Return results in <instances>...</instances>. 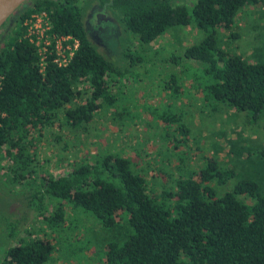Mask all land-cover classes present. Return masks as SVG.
<instances>
[{
    "label": "trees",
    "instance_id": "16d2710c",
    "mask_svg": "<svg viewBox=\"0 0 264 264\" xmlns=\"http://www.w3.org/2000/svg\"><path fill=\"white\" fill-rule=\"evenodd\" d=\"M102 1L121 14L125 29L143 44L173 27L194 25L203 37L169 60L182 65L185 79L195 80L196 86L190 84L211 108L224 104L247 112L252 122L264 114V61H246L241 54L225 52L218 42L219 29L231 28L242 8L260 0H196L190 8L173 5L172 0ZM42 10L53 33L78 41L64 67L48 53L41 71L37 48L22 38L24 20ZM124 57L130 65L142 60L132 51ZM191 71L195 74L189 75ZM138 76L96 49L76 0H38L24 9L0 50V147L6 182L28 184L27 205L51 230L64 223L67 205L91 214L104 228L126 222L125 238L105 245L104 264H264V193L257 192L256 181L242 178L230 191L218 194L216 186L226 184L236 172L222 167L213 156L206 157L198 170L180 174L174 188L159 196L150 193L145 175L129 157L115 153L77 163L63 174L42 176L39 182L31 178L35 140L59 118L64 106L83 93L76 91L77 83L83 84L86 100L63 112V123L73 128L90 122L97 111L113 107L119 99V83ZM164 89L169 96H180L179 77L171 74ZM144 109L159 120L165 143L179 149L187 142L190 130L174 106ZM242 195L254 201L246 204L238 198ZM7 232L15 237V224L9 223ZM28 234L6 248L0 264H45L51 259L52 239Z\"/></svg>",
    "mask_w": 264,
    "mask_h": 264
},
{
    "label": "rangeland",
    "instance_id": "374dc122",
    "mask_svg": "<svg viewBox=\"0 0 264 264\" xmlns=\"http://www.w3.org/2000/svg\"><path fill=\"white\" fill-rule=\"evenodd\" d=\"M85 1L79 7L84 18L92 15L87 20L91 23L89 37L96 49L121 68L134 70L139 76L119 83L120 95L113 107L97 111L90 122L73 128L63 123V112L86 100L83 84L77 83L76 91L83 93L64 106L58 113L59 118L42 129L35 140L31 178L39 182L42 176L63 174L77 163L93 162L101 154L115 153L129 157L135 169L145 175L150 193L159 196L163 190L174 188V180L180 174L198 170L206 157L213 156L222 167L236 172L226 184L216 186L218 194L230 191L242 178L256 181L257 192L263 194L264 114L252 122L247 112H237L224 104L211 108L192 87L193 83L196 86L195 80L185 79L182 65L169 60L172 54H180L185 47L197 43L203 33L194 25L173 27L153 42L143 44L125 29L116 9L109 7L105 11L95 7L92 10ZM195 1L172 0L173 5L189 8ZM30 6L21 4L0 27V50L16 28L19 14ZM96 12L100 13V23L96 21ZM218 42L225 52L241 54L246 61H264V0L256 6L242 8L231 28H220ZM128 51L138 54L142 60L130 65L124 57ZM183 62L202 65L192 60ZM171 74L178 76L182 84L178 97L169 96L164 89ZM167 104L182 113V120L190 130L187 142L179 149L162 140L159 120L151 118L144 109ZM124 111V118L115 114ZM5 174L3 147H0V259L6 248L24 237L27 231L29 237L46 235L52 239L54 251L45 264H104L105 245L125 238L126 222L104 228L91 214L70 205L66 206L64 223L56 230L49 229L27 205L28 184H8ZM238 198L246 204L254 201L246 195ZM51 208L49 206V211ZM9 223L15 224L16 233L12 238L7 232Z\"/></svg>",
    "mask_w": 264,
    "mask_h": 264
},
{
    "label": "built area",
    "instance_id": "2783aa9c",
    "mask_svg": "<svg viewBox=\"0 0 264 264\" xmlns=\"http://www.w3.org/2000/svg\"><path fill=\"white\" fill-rule=\"evenodd\" d=\"M25 31L22 38L34 44L40 57L41 71L48 53L54 54V63L66 66L78 47V41L72 36L57 35L51 31L50 19L45 10L32 13L23 22Z\"/></svg>",
    "mask_w": 264,
    "mask_h": 264
},
{
    "label": "flooded vegetation",
    "instance_id": "af4514ba",
    "mask_svg": "<svg viewBox=\"0 0 264 264\" xmlns=\"http://www.w3.org/2000/svg\"><path fill=\"white\" fill-rule=\"evenodd\" d=\"M36 1H38V0H29V2L27 3V2H24L23 3V5L26 3L27 5H29V4H33V3H35ZM54 1H59V0H54ZM84 0H76V3H77V5L78 6H82L81 4H82V2H83ZM86 3H88V4H90L91 6H92V10H95V7L97 8L96 10H107V9H109V7L110 8H112V6L108 3V2H105V1H102V0H86L85 1ZM94 2V3H93ZM93 4H94V6H93ZM97 13V14H96ZM95 14H96V21H97V23H100L101 22V20H100V18H99V15H100V13L99 12H96ZM92 15L90 14V15H88V16H86L85 18L83 17V15H82V21H83V24H84V27H85V29H86V31H87V33H88V36L89 35H91V31H90V27H89V24H91L90 23V21L89 20H87L88 18H90ZM89 22V23H88ZM90 38V37H89ZM91 40V39H90Z\"/></svg>",
    "mask_w": 264,
    "mask_h": 264
},
{
    "label": "water",
    "instance_id": "95a60500",
    "mask_svg": "<svg viewBox=\"0 0 264 264\" xmlns=\"http://www.w3.org/2000/svg\"><path fill=\"white\" fill-rule=\"evenodd\" d=\"M26 0H0V27Z\"/></svg>",
    "mask_w": 264,
    "mask_h": 264
}]
</instances>
